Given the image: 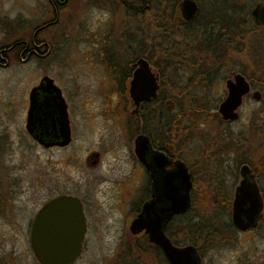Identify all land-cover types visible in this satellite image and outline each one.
<instances>
[{
    "label": "flooded vegetation",
    "instance_id": "obj_1",
    "mask_svg": "<svg viewBox=\"0 0 264 264\" xmlns=\"http://www.w3.org/2000/svg\"><path fill=\"white\" fill-rule=\"evenodd\" d=\"M69 1L70 0H46L44 4V13L41 15L34 12L37 17L29 19V31L26 34H18L11 40L0 42V67H7L10 65L13 56L23 62H27L32 58L38 61L47 59L53 50L52 39L42 35V33L59 21L61 9L64 8ZM87 1L95 7L98 13H101L95 14V16L98 17H96V20L106 22L104 31L100 34L99 31H96L95 43H92V48L95 50L93 53H95L98 58L96 64L101 66L104 70L103 83H105V86L110 87L107 93L102 95L105 102L102 109V112L105 114L103 123L107 128L115 131L111 136L112 139L123 144L125 150H127L126 158L130 161V168L126 176L131 177L134 175L133 169H131L133 164L138 168V175L134 184H136L139 196L136 197L137 200L135 202L131 199L128 230L130 231L129 226L132 219L143 210L144 204H150L148 205L150 217L154 218L157 214L161 216V228L172 243L180 246L193 244L196 247L199 255L197 264H212V259H210L211 261H208V263L205 262V257L210 249L230 248L236 245L240 237L247 233L254 232L260 235L264 240V152L262 155H257V157L254 156L255 159H252L246 155L247 152L244 153V149L242 148L244 143H247L245 139L243 143L240 144L238 143V141L240 142V137H232L229 136V134L225 135L224 133L226 132H224L223 129H225L226 126L221 129L223 125H228L240 119L241 105L244 99L248 95L252 97L251 92L259 88L250 83L244 70L236 66H230L228 65L229 63L225 61L165 62V55L162 54L166 49L164 48L166 47V43L172 44H168L167 47L175 46L177 51L179 50V52H181L182 46L187 43V28L189 26L194 27L195 25V18L200 10L199 3H197L198 8L194 17L186 19L182 14L181 0H170L172 2L168 0L160 1L157 6L158 26L161 28V31L158 33V38L159 43L162 45L156 47L148 44V30L146 29L150 10L149 0ZM2 2L3 1L0 0V4ZM133 16H135V19L140 20V22L134 24L132 22ZM0 19L5 20L1 15ZM8 19L12 22L22 21L20 14ZM199 32L202 33L203 31L200 30ZM176 36L183 37L185 41L180 40L177 42L174 39ZM185 48H183V51H186ZM140 57L148 61V66L155 76L157 88L155 96L135 102L131 93V80L134 76L135 69L139 67L137 60ZM170 70H173V72ZM169 73L173 76L171 77ZM235 73H241L245 76L246 80L249 82L250 89L243 96L242 103L237 108L238 117L235 119L223 118L218 110V106L227 95L226 80L228 78L233 79ZM45 74L51 76L61 89L62 96L66 102L71 139L64 145L56 143V141L59 140V138L55 136L58 133V126L57 124L54 126L50 118V113H53L56 105L52 99L47 100V98H50V94L43 89H40L37 95V112L39 116L41 115L42 117L45 114L46 118L43 121H36L35 131H47L46 135L43 137L45 143H40L28 133L26 128L25 130L27 135L36 144L45 149L66 148L72 144L74 135L73 118L71 116L73 108L70 104L68 94L62 85L56 81L55 77L47 72L40 75L38 80L31 85L29 91L33 86L39 84L41 77ZM216 81H224L226 91L221 97L213 117H209L210 115H207V111L203 110L198 112V114L192 112L194 115H198L196 119L181 110L179 104L181 99L183 101L208 102L210 97L209 88H211ZM29 91L26 99L27 106L25 110L24 127L29 107ZM260 98L253 99L260 100ZM199 116L200 118H198ZM255 116L260 118L262 115L251 116V126L254 124L253 118ZM214 121H216L214 129H219L217 131L222 134L219 136L215 133L211 134L208 139L205 138L206 140L203 143L196 144V146L192 148V153H188L193 159H191V157H185L186 154H182L181 151V143L185 140L188 132L190 131L192 134L196 132L205 134L207 130L205 128H199L197 123L205 122L210 128V124ZM254 121L256 122L257 119ZM254 126L256 125L254 124ZM1 132L2 131H0V150L6 147V144H4V133ZM140 139L143 143L142 146L139 145ZM232 146H236L238 150L241 148L242 152L240 151V153L242 156L235 164V172L228 174L222 172L224 168L221 162L225 160L222 158V154L223 152L231 151L234 148ZM139 147L142 148V157H140L136 150V148ZM108 150L115 152V146L110 145ZM256 154H258V152H255V155ZM115 157L118 159L116 153L114 154V158ZM101 160L102 151L98 148L89 150L83 157V163L88 168L92 169L99 166ZM181 161L190 174V203L185 212L173 213L167 216V211H162L165 207H169L170 205V201L166 199V177H168L169 180L172 179L173 185L178 187L179 193L184 192V184L181 183V178L175 174L178 164ZM243 164L248 165L250 169L252 174L250 180L256 185L258 197L261 201L259 215L255 223L249 224L246 227L239 226L233 217L234 200L236 193H238L237 189L244 179V175L240 172ZM0 167V172H6L4 165L0 164ZM15 179H17L15 176L9 178L7 185L2 189L1 193L3 195L7 194V203H12V198L15 196L13 194L16 189ZM59 194L77 196L82 203L86 223L82 247L83 251L89 239V230L94 220L90 212L89 203L91 199L89 196L77 192L60 190L45 201ZM196 197L205 198V204L202 206V210L207 214L208 221L206 222V226L209 231L204 239L206 241L204 249L199 247L196 241H190L189 238V240H182L180 229L181 217L183 215L187 214L191 221L195 222L197 220V210L199 208L195 210ZM248 206L249 201L247 200L242 207L246 209ZM39 207L35 208L31 217H29L28 230H30L32 219ZM143 214L146 216V211H144ZM240 214L243 222L249 221L247 215H245L243 211ZM130 233L133 236H141L147 242L156 245L149 240L148 233L145 232L144 229L137 232L130 231ZM193 234L195 235V232ZM0 264H5L4 255L1 253ZM238 264H264V253L256 257L247 255L241 258Z\"/></svg>",
    "mask_w": 264,
    "mask_h": 264
},
{
    "label": "rangeland",
    "instance_id": "obj_2",
    "mask_svg": "<svg viewBox=\"0 0 264 264\" xmlns=\"http://www.w3.org/2000/svg\"><path fill=\"white\" fill-rule=\"evenodd\" d=\"M2 1L0 15L5 20L0 19V42L11 40L18 34H26L29 31V19L37 17L34 12L42 15L46 2ZM17 14H20L22 21H9L8 18ZM95 14L101 13L87 0H70L61 9L59 21L42 33L52 39L53 50L47 59L38 61L32 58L23 62L12 57V53L10 65L0 67V131L4 133L6 144L0 150V164L6 169V172H0V253L4 255L5 264H40L29 242V217L35 208L60 190L77 192L91 199L89 205L94 220L89 230V239L80 257L72 264H111L123 244L134 251L142 242L141 236H133L128 230L131 199L135 202L139 196L134 184L138 168L133 164L131 169L134 175L126 176L130 168V161L126 158L127 150L123 144L112 139L115 131L103 123L105 114L102 109L105 102L102 95L110 87L103 83L104 70L96 64L98 58L93 53L95 50L92 43H95L96 31L99 34L103 32L106 22L97 21ZM132 22L135 24L140 20L133 16ZM150 25L153 26V19L150 23L148 17V44L151 42L149 36L153 34V30L149 29ZM174 39L177 42L185 41L180 36ZM168 44L166 43L165 50L177 51L175 46L167 47ZM192 52L190 47H186L183 53L188 57ZM180 59L183 56L169 61L179 62ZM225 62L245 71H250L252 67L251 61L243 53H234ZM44 72L55 77L62 85L73 108V142L66 148L45 149L27 135L24 127L29 88ZM225 91L224 81H216L209 88L210 97L206 107L209 117L215 114ZM262 105L260 100L248 95L241 105L240 119L221 128L226 126L223 129L225 135L240 137V144L245 139L247 143L241 147L252 159L264 152V134L254 124L251 126V116L264 114ZM188 114L197 119L198 115H194L192 111ZM215 122L209 123L210 128L205 122L197 123L199 128L207 130L205 134L188 132L181 143V151L186 154L185 157L193 159L190 154L196 144L203 143L211 134H222L217 131L219 129H214ZM110 145L115 146V152L108 150ZM232 147L231 151L222 154L225 159L221 162L224 168L222 172L228 174L235 172V164L242 156L241 148L238 150L236 146ZM93 148L102 151V160L99 166L92 169L83 163V157ZM255 152L258 154L255 155ZM115 153L118 159L114 158ZM13 176L17 177L16 189L12 192L15 196L12 203H7V194L3 195L1 192ZM204 199L195 198V210H202ZM261 253H264V240L252 232L241 236L236 245L230 248L210 249L205 262L212 259V264H238L247 255L256 257ZM143 261L144 264H163L158 257L151 255Z\"/></svg>",
    "mask_w": 264,
    "mask_h": 264
},
{
    "label": "water",
    "instance_id": "obj_3",
    "mask_svg": "<svg viewBox=\"0 0 264 264\" xmlns=\"http://www.w3.org/2000/svg\"><path fill=\"white\" fill-rule=\"evenodd\" d=\"M196 0H181V9L184 18L191 19L197 11ZM253 20L264 25V0L256 1L250 10ZM139 67L135 69L131 80V93L135 102L141 99H149L156 95L157 83L155 76L151 72L148 61L145 58H138ZM227 95L219 103L218 110L223 118L235 119L238 117L237 108L241 105L243 96L249 91L250 85L245 76L235 73L233 79L226 80ZM46 90L50 94L56 105L53 113H50L53 125L57 124L59 138L57 144H67L71 139L70 125L66 102L62 96L60 87L54 79L45 74L41 77L38 85L33 86L29 91V107L26 114L25 128L37 141L44 142L45 132L35 131L36 121L45 120L37 112V95L39 90ZM251 95L255 99L261 97V91L254 89ZM139 145L143 143L139 140ZM142 157V148H136ZM240 172L244 175L234 200L233 217L239 226L246 227L255 223L259 215L261 201L258 197L257 187L250 180L252 174L248 165L243 164ZM184 184V192L179 193L178 187L173 185L172 179L166 177L165 191L166 199L170 201L169 207L162 211H167V216L173 213L185 212L189 206V188L191 186L190 174L181 161L175 172ZM249 201L248 208L242 206ZM148 205L145 203L143 210L138 213L130 223V231L137 232L142 229L148 233L150 241L158 245L170 264H197L199 255L193 244L176 245L171 242L161 228V216L157 214L150 217ZM146 211V216L143 214ZM247 215L249 221L243 222L241 212ZM86 231L85 216L82 203L77 196L70 194H59L45 201L34 215L29 230V242L32 252L40 264H71L82 252L83 238Z\"/></svg>",
    "mask_w": 264,
    "mask_h": 264
},
{
    "label": "trees",
    "instance_id": "obj_4",
    "mask_svg": "<svg viewBox=\"0 0 264 264\" xmlns=\"http://www.w3.org/2000/svg\"><path fill=\"white\" fill-rule=\"evenodd\" d=\"M160 1L149 0V22L151 23L153 19V26L151 24L149 27L153 30V34L149 36L151 40L149 45L156 47L162 45L158 38L161 28L158 26L157 6ZM196 1L199 3L200 10L195 18L194 27L187 28V43L182 47L181 52L165 50V62L174 61L177 56H183L180 60L187 62H224L234 53H243L252 65L250 71L244 70V73L250 83L260 89V101L263 104L262 110H264V25L257 24L250 13L251 7L258 0ZM200 30L203 32H199ZM185 47L193 50L192 55L188 57L184 55L183 48ZM179 104L182 111L186 113L192 111L195 114L206 110L207 107V101H183L181 99ZM261 115L260 118L255 116L256 118L253 119L257 121L253 120V123L264 134V114L261 113ZM197 211L198 218L195 222L191 221L187 214L181 217V235L182 240L196 241V244L204 249L206 243L204 239L209 231L206 226L208 219L203 210ZM135 248L131 251L130 247L123 244L111 264H144L143 260L150 255L158 257L163 264H170L159 246L143 238L141 244Z\"/></svg>",
    "mask_w": 264,
    "mask_h": 264
}]
</instances>
